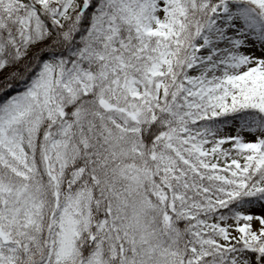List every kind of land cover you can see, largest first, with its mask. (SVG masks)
<instances>
[{
	"label": "snow or ice",
	"instance_id": "snow-or-ice-1",
	"mask_svg": "<svg viewBox=\"0 0 264 264\" xmlns=\"http://www.w3.org/2000/svg\"><path fill=\"white\" fill-rule=\"evenodd\" d=\"M0 264H264V0H0Z\"/></svg>",
	"mask_w": 264,
	"mask_h": 264
}]
</instances>
